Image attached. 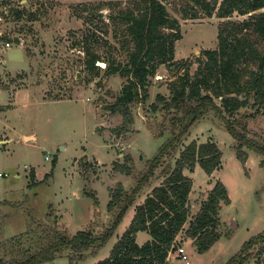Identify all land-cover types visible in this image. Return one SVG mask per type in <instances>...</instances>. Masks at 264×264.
<instances>
[{
	"label": "rangeland",
	"instance_id": "1",
	"mask_svg": "<svg viewBox=\"0 0 264 264\" xmlns=\"http://www.w3.org/2000/svg\"><path fill=\"white\" fill-rule=\"evenodd\" d=\"M131 1L0 0V105L9 104L0 106V138L5 140L0 143V242L28 231L24 240L34 246L44 224L64 230L70 237L81 230L101 231L113 218L107 207L111 190L118 184L129 188L134 183L131 175L115 171V164L130 155L134 171L145 170L172 138L169 129L153 134L162 111H153L151 106L157 93L168 98V83L183 73V68L158 66L150 77L147 100L131 107L134 120L126 131L118 129L122 115L109 109L126 78L107 74L101 66L85 68L86 49L99 56V61H127L132 44L127 42L117 15ZM165 6L180 26L174 60L182 61L190 74L198 66L201 51L216 47L219 24L249 15L233 13L219 18L214 11L208 16L194 0H167ZM16 10L21 12L19 17ZM6 41L11 43L9 47L4 45ZM252 111L256 109L247 106L240 113ZM253 116L247 120L249 133L264 140V113L258 111ZM25 133H34L35 139H24ZM191 140L215 141L222 152L220 167L210 175L197 163L192 171L184 169L192 179L191 213L218 180L225 185L230 201L221 203L217 214L220 236L207 251L198 252L185 235L186 222L176 245L184 249L188 262L178 255L177 248L166 264H228L244 241L264 230V157L247 150L242 163L236 156V139L213 112L188 127L104 245L87 248L74 257L66 248L38 264H90L106 257L128 226L135 204L161 182L163 167L173 166ZM149 237L140 231L136 242L142 244ZM242 264H264V253L258 260Z\"/></svg>",
	"mask_w": 264,
	"mask_h": 264
},
{
	"label": "trees",
	"instance_id": "2",
	"mask_svg": "<svg viewBox=\"0 0 264 264\" xmlns=\"http://www.w3.org/2000/svg\"><path fill=\"white\" fill-rule=\"evenodd\" d=\"M165 1L132 0L129 7L122 9L117 18L132 49L124 63L102 62L106 64L107 74L118 73L126 78L120 94L109 105L110 111L122 115L120 131H126L133 123L131 107L147 100L150 77L155 75L158 66L171 64L175 70L183 68V73L169 81L168 98L157 93L151 106L153 111H162L161 121L155 125L153 134L159 135L169 129L172 138L157 151L145 170L135 172L130 155L124 157L123 163L115 164L114 170L131 175L134 183L129 188L118 184L111 190L107 207L113 218L101 231L81 230L70 237L57 227L40 225L34 246L27 245L24 240L28 231L0 242V264H38L53 259L66 248L74 257L87 248L97 249L104 245L141 189L151 183L156 170L171 156L188 127L208 112H213L236 139V156L242 163L247 159V150L264 157L263 138L251 135L247 125L250 116L258 111L264 113V0H194L199 10L208 16L214 11L219 18L233 13L249 15L247 19L219 24L216 47L201 51L193 74L188 67H183L182 61L174 60L175 43L181 38L180 26L177 19L169 15ZM20 14L16 10L18 17ZM86 51L85 68H98L99 56L89 49ZM247 106L255 108V113L242 115L241 109ZM221 153L212 140L200 143L191 140L185 145L174 165L163 167L161 182L153 185L143 202L135 205L128 226L109 254L90 264H166L169 253L178 248L176 238L186 222L185 235L192 239L198 252L207 251L220 236L217 214L221 203H228L230 199L225 185L218 180L192 214L189 203L192 179L184 169L192 171L197 163L210 175L220 167ZM54 165L53 161L51 169ZM140 231L150 236L142 244L136 242ZM262 253L264 230L244 241L228 264L258 260Z\"/></svg>",
	"mask_w": 264,
	"mask_h": 264
},
{
	"label": "built area",
	"instance_id": "3",
	"mask_svg": "<svg viewBox=\"0 0 264 264\" xmlns=\"http://www.w3.org/2000/svg\"><path fill=\"white\" fill-rule=\"evenodd\" d=\"M10 44H11V43H10L9 41L4 42V45H5L6 47H9ZM47 158H48V157L46 156V159H47ZM171 253H172V252L169 253V256L171 255ZM177 253H178L179 256H181L182 259H184V260L186 261V263L188 262V260H187V256L185 255V253H184V249H183L182 247H179V248L177 249Z\"/></svg>",
	"mask_w": 264,
	"mask_h": 264
},
{
	"label": "crops",
	"instance_id": "4",
	"mask_svg": "<svg viewBox=\"0 0 264 264\" xmlns=\"http://www.w3.org/2000/svg\"><path fill=\"white\" fill-rule=\"evenodd\" d=\"M0 87H2V86H0ZM9 105V104H8ZM8 105H3V104H1L0 106L2 107V106H8ZM3 109V108H2ZM2 109H0V110H2ZM33 137L32 139H35V134L34 133H25V134H23V137H24V139L26 138V137ZM31 139V140H32ZM0 140H2V141H4L5 142V140H4V138L2 137V139L0 138ZM7 141V140H6ZM152 187V186H151ZM151 189V188H150ZM150 189L147 191V192H149L150 191ZM144 199V198H143ZM143 199L139 202V203H141V202H143ZM139 203H136L135 205H137V204H139ZM135 208V207H134ZM134 213V212H133ZM133 216V215H132Z\"/></svg>",
	"mask_w": 264,
	"mask_h": 264
},
{
	"label": "water",
	"instance_id": "5",
	"mask_svg": "<svg viewBox=\"0 0 264 264\" xmlns=\"http://www.w3.org/2000/svg\"><path fill=\"white\" fill-rule=\"evenodd\" d=\"M96 64L101 66V67H105L106 66L105 62H102V61H97ZM1 142H4V141L0 140V143Z\"/></svg>",
	"mask_w": 264,
	"mask_h": 264
}]
</instances>
